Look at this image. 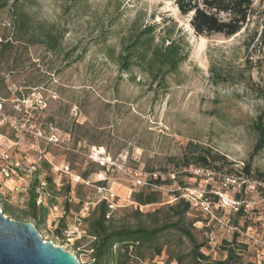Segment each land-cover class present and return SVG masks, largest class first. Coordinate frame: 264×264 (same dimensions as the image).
I'll use <instances>...</instances> for the list:
<instances>
[{"label":"rangeland","instance_id":"1","mask_svg":"<svg viewBox=\"0 0 264 264\" xmlns=\"http://www.w3.org/2000/svg\"><path fill=\"white\" fill-rule=\"evenodd\" d=\"M16 2L8 0L0 10V41L11 43L0 62V210L34 225L27 199L33 171L40 167L39 179H52L49 194L55 197L54 204L43 194L37 201L47 210L36 227L40 238L75 255L79 264H90L92 239L82 218L107 197L114 227L168 220L167 207L179 185H169L165 173L178 172L182 179L184 163L192 161L185 158V146L193 143L223 158L211 165L232 174L239 175L250 161L249 179L257 186L237 192L246 201L241 215L220 214L235 230L222 232L211 224L210 242L200 232L201 223L191 226L204 243L201 251L211 261L223 260L222 240L231 242L237 235L233 245L242 263L264 264V183L255 178L264 174V151L250 159L256 142L252 125L264 112V0H253L249 22L228 39L196 36L189 17L181 16L172 0L18 1L34 19L62 34L56 53L16 41L9 12ZM147 25L154 26L155 44L163 40L166 45L171 37L187 52L163 86L151 84L140 68L125 73L116 63ZM211 68L223 77L217 83ZM93 148L94 162L104 163V172L89 162ZM150 172L159 173L164 186L157 190L159 203L140 210L133 201L140 191L134 179L139 175L147 182ZM182 181L195 194L219 185L217 178ZM13 215L5 216L16 220ZM195 217L189 213L187 223ZM160 244L163 251L151 264H192L185 238L168 232Z\"/></svg>","mask_w":264,"mask_h":264},{"label":"trees","instance_id":"2","mask_svg":"<svg viewBox=\"0 0 264 264\" xmlns=\"http://www.w3.org/2000/svg\"><path fill=\"white\" fill-rule=\"evenodd\" d=\"M12 5L9 9L10 17L12 18V27L15 31V39L18 42L27 43L30 45H42L46 53H56L60 48L62 34L57 32L51 25L34 19L27 13L18 3ZM179 14L183 17H189V25L193 33L198 37L221 36L223 38H231L239 33L249 22L252 14L253 0H172ZM8 0L0 2V10L7 6ZM154 26L147 25L139 33L134 35L129 44L124 46L122 51L116 57V63L122 72L129 73L132 67L142 69L149 78L150 83L163 86L166 77L176 74L180 65L186 60L187 52L184 51L182 45L178 41L167 37V44L161 41L158 44L154 43ZM11 43L7 39L0 41V62L4 58L5 53L9 50ZM223 78L214 68H211V79L217 83ZM223 80V79H221ZM264 95V90H263ZM252 128L256 134V142L253 152L250 156L258 155L264 151V112L260 113ZM95 147V146H94ZM185 158H190L192 161L184 163L182 179L194 178L188 172L190 168H205L215 173H223L226 175H234L236 177L252 182L249 178L253 175L251 171L250 161L243 164L239 175L232 174L230 170L226 171L219 167H213L223 158H218L217 155L203 149L200 145L188 143L185 146ZM89 161V160H88ZM99 168L100 171H105V166H100L98 163L91 162ZM226 166H230L226 163ZM40 165L43 168H49V165L42 161ZM4 176L10 175L9 169L6 167ZM41 169L35 168L33 171L32 184L29 187V195L27 199V214L34 223L36 228L40 221H44L47 210L42 204L37 205V199L41 195L50 197V204H54V196L49 194L53 192L52 179L44 176L43 181L39 179ZM155 177L148 178L147 185L139 186L140 191L134 193L133 201L141 210L142 207L158 204L157 190L164 186L159 173ZM166 180L169 185L178 183L179 187H185L182 179L179 180L178 172L165 173ZM169 175H173V179ZM256 180L264 183V174L257 173ZM254 182V181H253ZM257 189V187H256ZM67 193L70 192L69 187H66ZM264 196V188H261ZM206 197L211 203L213 213L217 217H222L220 214L225 212L220 207H215L217 197L212 194H207ZM234 198L243 200L238 193H235ZM174 203L167 207L169 212L168 220L148 226L145 223H138L135 226L122 225L114 227L111 224V219L108 215V202L105 199L99 201L94 209L82 221L86 225L87 234L91 237L90 244V264H151L154 257L160 256L163 248L160 244V239L168 232H175L185 238L190 246L188 256L192 264H243L239 255L238 249L234 247L235 237L231 242L223 241L222 250L225 252L223 260L211 261L201 250L204 243H199L195 235L191 231V226L196 223H201L200 232L202 234L210 233V225L217 222L204 215L200 209L192 206L189 201L181 197L179 191L173 192ZM64 209L69 210V203L64 202ZM4 215L13 214L7 209L1 210ZM245 211L244 205L239 206L236 212H229L233 216H239ZM142 216H150L151 214H141L138 210L135 211ZM158 212V211H157ZM196 213L195 219L188 221L189 213ZM18 221V217L13 215ZM224 220V219H223ZM227 225L229 222H226ZM234 230L236 227H232ZM62 230H65L61 225ZM55 234L61 236V230L55 229ZM208 239V238H207ZM77 248V247H76ZM182 259H177L181 262Z\"/></svg>","mask_w":264,"mask_h":264},{"label":"water","instance_id":"3","mask_svg":"<svg viewBox=\"0 0 264 264\" xmlns=\"http://www.w3.org/2000/svg\"><path fill=\"white\" fill-rule=\"evenodd\" d=\"M0 264H79L77 257L43 241L34 225L0 210Z\"/></svg>","mask_w":264,"mask_h":264},{"label":"built area","instance_id":"4","mask_svg":"<svg viewBox=\"0 0 264 264\" xmlns=\"http://www.w3.org/2000/svg\"><path fill=\"white\" fill-rule=\"evenodd\" d=\"M98 155V152L96 151V148L92 149V153L89 156L91 160L96 161V157ZM98 163V162H95ZM99 164V163H98ZM100 166H105L103 163ZM188 172L193 175L194 179H212L217 178L219 180L218 190L214 191L209 187L207 190L201 191L199 194H195L189 189V187H177L176 191H179L181 194V197L184 198L186 201H189L192 206L197 207L202 211V213L206 216H208L210 219H213L217 222V228L218 231H231L234 230V228L228 227L227 223L222 219L217 217L211 208V203L208 201V198L206 197L207 194H212L217 197V202L214 204L215 207H220L226 211L229 212H236L239 206H242L246 203L245 200H237L234 198L235 193L244 191V192H252L256 190V183L250 182L245 179L236 177L234 175H226L223 173H215L210 171L209 169L205 168H190L188 169ZM150 176L155 177L156 174H150L148 173V178ZM171 179H173V175H169ZM135 186H143L147 185V182H143L140 180V176L136 175L135 179ZM207 182V181H206ZM233 192V195L231 196L229 192ZM112 198V196H110ZM102 199H105L108 203L109 200L107 197H104ZM40 197L37 199L38 202H40ZM38 204V203H37ZM110 207V206H109ZM205 236L209 239L210 242H213L214 239L211 234L205 233Z\"/></svg>","mask_w":264,"mask_h":264}]
</instances>
